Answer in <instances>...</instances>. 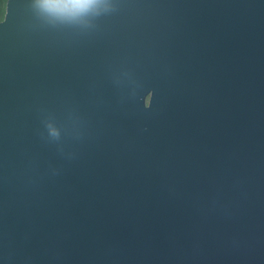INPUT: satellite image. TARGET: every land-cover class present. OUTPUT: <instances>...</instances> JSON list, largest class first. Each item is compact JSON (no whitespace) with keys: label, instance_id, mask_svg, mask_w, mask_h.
<instances>
[{"label":"water","instance_id":"95a60500","mask_svg":"<svg viewBox=\"0 0 264 264\" xmlns=\"http://www.w3.org/2000/svg\"><path fill=\"white\" fill-rule=\"evenodd\" d=\"M0 22V264H264V0H110Z\"/></svg>","mask_w":264,"mask_h":264},{"label":"clouds","instance_id":"9594fccd","mask_svg":"<svg viewBox=\"0 0 264 264\" xmlns=\"http://www.w3.org/2000/svg\"><path fill=\"white\" fill-rule=\"evenodd\" d=\"M35 12L52 22L76 21L102 15L110 0H31Z\"/></svg>","mask_w":264,"mask_h":264},{"label":"trees","instance_id":"16d2710c","mask_svg":"<svg viewBox=\"0 0 264 264\" xmlns=\"http://www.w3.org/2000/svg\"><path fill=\"white\" fill-rule=\"evenodd\" d=\"M5 8H6V0H0V22L4 18Z\"/></svg>","mask_w":264,"mask_h":264}]
</instances>
